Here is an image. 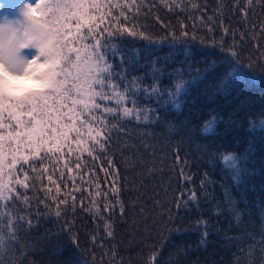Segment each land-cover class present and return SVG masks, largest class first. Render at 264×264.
I'll return each mask as SVG.
<instances>
[{"label":"snow or ice","instance_id":"1","mask_svg":"<svg viewBox=\"0 0 264 264\" xmlns=\"http://www.w3.org/2000/svg\"><path fill=\"white\" fill-rule=\"evenodd\" d=\"M157 4L169 12H199L188 16L192 28L203 26L211 37L209 46L218 47L223 59L206 62L204 69H195V76L187 80L184 70L178 68L169 74L175 76L170 85L162 84L163 73L156 62L150 73L132 75L139 63V50H125L126 38L148 45L161 44L169 37L173 43L197 39L195 31L190 33L183 22L179 33L169 30L159 40L150 34L140 17L147 19ZM0 7L16 11L14 19L0 18V264H37L34 246L22 233L33 228V220L42 212L52 213L53 209L56 217L67 216L69 211L75 216L78 209L86 213L95 224L90 233L93 256L99 244L101 264H124L123 258L117 259V252H104L103 248L104 238L114 236L115 219L127 214L122 199L126 190L122 180L126 182L127 177H121L115 160L116 149L121 156L130 151L135 157L139 151L121 140L128 134L127 125L133 121L138 126L158 122V108H179L181 97L193 83L209 76H215L209 86L218 93L250 83L253 66L264 68V16L257 13V9L264 13V0H230V6L229 0H217L211 15L199 0H22L18 4L0 0ZM155 20L168 28L158 15ZM225 37L233 42L226 43ZM244 44H250L252 52L242 58ZM184 54L191 55L187 50ZM146 77L152 82L146 83ZM152 102L157 108L150 106ZM216 120L214 116L206 121L203 131L212 132ZM249 125V130L264 127V120L259 125L250 120ZM169 130L175 129L170 126ZM142 147L150 157L139 164L145 169L142 180L162 175L163 169L157 164L163 161L155 149L149 144ZM179 153L177 146L173 149L177 165L181 163ZM223 159L234 173L233 179L239 180L245 171L239 163L241 158L229 154ZM183 163L187 164L186 159ZM177 180L190 183L192 176L180 168ZM160 189L168 194L169 189L161 182L154 197L159 196ZM225 196L229 211L241 224V213L231 195L226 192ZM190 202H197L195 191H177L172 200L177 210ZM153 203L173 219L171 209L158 198ZM135 206L132 202L131 207ZM139 211H145L143 204ZM260 219L259 238L248 234L246 239L251 243L245 249V237H241L230 264H264V213ZM201 224L205 231L200 243L206 245L210 235L207 221H198L197 227ZM64 227L72 230L67 221ZM157 255L153 252L145 264H159ZM105 256L110 260L104 261Z\"/></svg>","mask_w":264,"mask_h":264},{"label":"trees","instance_id":"2","mask_svg":"<svg viewBox=\"0 0 264 264\" xmlns=\"http://www.w3.org/2000/svg\"><path fill=\"white\" fill-rule=\"evenodd\" d=\"M199 2L202 6L206 4L209 15L217 7V0ZM257 13L264 16L259 9ZM199 14L180 12L178 9L169 12L157 4L147 19L142 15L141 24H146L147 31L158 40L165 37L169 30L175 29L179 33L180 22L188 25L190 33L195 31L197 39L173 43L169 37L161 44L148 45L141 40L131 43V38H126L125 50L130 53L139 50V63L132 69V75L150 73L152 63L156 62V67L163 73L162 84L170 85L175 76L169 74L178 68L184 70V79L187 80L195 76V69H204L206 62L222 60L219 48L209 46L211 37L205 28L200 25L192 28V20L188 16ZM157 15L168 25L167 29L155 20ZM232 26H236V18H233ZM202 39L204 44H201ZM216 39H219V30ZM225 41L228 44L233 42L231 37H225ZM243 47L242 58L252 52L250 44ZM185 50L191 55L186 57ZM113 63H118V60ZM219 71L218 68L217 73ZM251 72L254 79L250 83L241 84L226 94L218 93L215 87L209 86L213 84L214 75L198 80L187 95L181 97L179 108H158L161 117L158 122L138 126L133 121L127 125L128 134L121 140H127L128 145H135L139 151L134 157L130 151L121 156L119 149L115 150L121 177H127L126 182L122 180L126 183L122 199L127 205V214L115 219L114 236L104 238V252L114 250L118 253L117 259L123 258L124 264H145L153 252L158 254L159 264H230L241 237H245V249L251 243L246 239L248 234L259 238L260 217L264 213V127L256 126L249 130V121L259 125V121L264 120V68L256 64ZM145 82L151 83V78L146 77ZM150 106L157 108L154 102ZM214 116L217 117L214 130L205 133V122ZM170 126L175 130L170 132ZM143 144L151 145L163 161L157 164L163 169L162 175L142 180L145 169L139 164L150 159L144 152ZM177 146L181 156L179 165L174 163L173 156V149ZM229 154L241 158L239 163L245 171L239 180L233 179L234 173L223 159ZM185 159L186 165L183 163ZM134 163L136 167H133ZM180 168L192 176V182L177 180ZM161 182L163 188L169 189L168 194L160 189L159 196L154 197ZM177 191H195L197 202H190L177 210L172 203ZM226 192L241 213L242 223L239 225L229 211ZM156 198L164 207L171 209L173 219L169 220L167 213L162 214L161 207L153 203ZM132 202H135V207H131ZM141 204L145 209L143 213L139 211ZM66 221L72 225L70 232L64 227ZM198 221H207L206 230L210 235L206 245L200 243L205 228L203 224L198 228ZM94 228L93 220L79 209L75 216L69 211L67 216L61 217H56L53 209L52 213L42 212L33 220V228L22 235L34 246L33 258L37 264H93L94 260L95 264H101L102 250L97 244L93 256L90 241ZM229 237L237 239L230 241ZM103 259L108 261L110 256Z\"/></svg>","mask_w":264,"mask_h":264},{"label":"rangeland","instance_id":"3","mask_svg":"<svg viewBox=\"0 0 264 264\" xmlns=\"http://www.w3.org/2000/svg\"><path fill=\"white\" fill-rule=\"evenodd\" d=\"M7 2L9 3H13V4H18L20 2H22V0H7ZM2 16H8L9 19H14L16 18V11L14 9H4L2 7H0V18H2Z\"/></svg>","mask_w":264,"mask_h":264}]
</instances>
